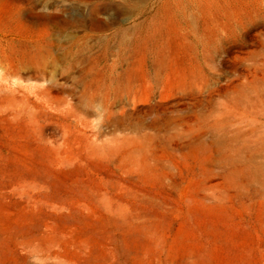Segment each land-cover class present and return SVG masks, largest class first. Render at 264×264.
<instances>
[{"label":"rangeland","instance_id":"1","mask_svg":"<svg viewBox=\"0 0 264 264\" xmlns=\"http://www.w3.org/2000/svg\"><path fill=\"white\" fill-rule=\"evenodd\" d=\"M16 5L78 62L0 97V264H264V0Z\"/></svg>","mask_w":264,"mask_h":264},{"label":"bare ground","instance_id":"2","mask_svg":"<svg viewBox=\"0 0 264 264\" xmlns=\"http://www.w3.org/2000/svg\"><path fill=\"white\" fill-rule=\"evenodd\" d=\"M85 1L87 0H82V4H85ZM24 7L16 5L15 10L8 11L3 16H0V19L4 22L2 23L6 25H4L5 27L1 25L4 28L0 29V35L13 36L11 41L7 40V43L5 42L6 44L1 42L0 37V97H2V101H9L12 105L20 108L30 106V95L38 96L40 93L52 96V92L56 91L55 99L58 101L65 100L64 93L72 92L75 88L65 86L63 83H57L54 80L44 86L19 85L13 87L9 85V78L12 76L13 78H19L24 75L44 77L46 74L58 69H61L62 72L69 71L72 63L78 62L77 58L70 56L59 57L56 54L55 49L58 45H54L49 32V21L66 24L69 19L58 21V15L54 17H39L34 10L25 9ZM96 9L93 7V10ZM137 13L138 15H143L146 13V9L140 8ZM11 23L14 25H10ZM120 39L118 38V40ZM67 52L69 54L72 53V48ZM68 76H73L74 86H77V76L72 74ZM92 102L93 100L90 98V103ZM20 111L19 109L18 112ZM32 115H35V113H32Z\"/></svg>","mask_w":264,"mask_h":264}]
</instances>
